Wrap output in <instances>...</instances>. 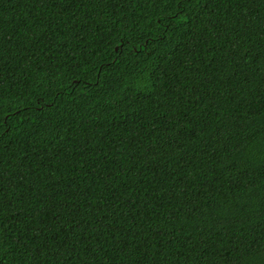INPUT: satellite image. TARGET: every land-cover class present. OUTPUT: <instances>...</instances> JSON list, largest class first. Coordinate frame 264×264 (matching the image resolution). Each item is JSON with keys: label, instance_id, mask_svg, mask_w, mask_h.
<instances>
[{"label": "trees", "instance_id": "obj_1", "mask_svg": "<svg viewBox=\"0 0 264 264\" xmlns=\"http://www.w3.org/2000/svg\"><path fill=\"white\" fill-rule=\"evenodd\" d=\"M0 264H264V0H0Z\"/></svg>", "mask_w": 264, "mask_h": 264}]
</instances>
